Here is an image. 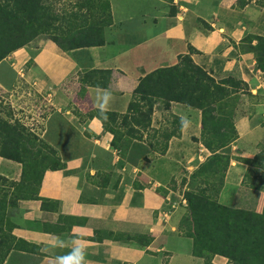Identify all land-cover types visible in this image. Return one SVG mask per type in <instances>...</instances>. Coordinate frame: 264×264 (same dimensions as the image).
<instances>
[{"label":"crops","instance_id":"1","mask_svg":"<svg viewBox=\"0 0 264 264\" xmlns=\"http://www.w3.org/2000/svg\"><path fill=\"white\" fill-rule=\"evenodd\" d=\"M109 3L112 25L104 31L103 45L64 51L51 42L32 66L35 72L40 69L46 86L61 84L70 76L83 79L92 70L116 74L106 89L84 85L77 104L80 112L101 110L103 90H108L111 101L104 111L124 113L141 78L175 65L185 54L216 80L238 76L254 100L264 94V72L257 62L254 39L264 38V10H237L234 0ZM54 97L56 109L46 117L43 139L58 153L61 166L43 173L37 200L20 201L22 220L11 233L26 248H12L2 264H55L56 256L71 251L76 237L89 242L87 264H205L192 254L193 241L179 228L187 210L182 200L188 178L200 160L210 155L201 142V111L170 104V113L188 123H181L169 137L168 150L190 144L199 147L196 153H185L190 162L183 165L182 174L170 175L173 180L180 178L170 186L161 171L149 170L152 161L146 156L125 159L118 142L112 146L113 135L96 117L80 121L66 93L57 92ZM245 98L240 91L226 99L225 115L232 118L237 134L231 143L232 155L236 147L246 145L244 140L251 147L264 140V103L236 109ZM193 156L198 159L191 161ZM16 170L17 163L0 157L1 176L11 177ZM244 171L243 164L230 163L217 197L222 206L246 210ZM182 177L186 180L180 184ZM263 206L261 192L254 212L261 213ZM211 264H229V260L215 255Z\"/></svg>","mask_w":264,"mask_h":264},{"label":"trees","instance_id":"2","mask_svg":"<svg viewBox=\"0 0 264 264\" xmlns=\"http://www.w3.org/2000/svg\"><path fill=\"white\" fill-rule=\"evenodd\" d=\"M110 25L112 14L109 0H0V61L39 36H47L64 51L101 46L104 43V31ZM260 41H264V38L258 39L256 45L258 64L262 61ZM261 71L264 72L262 69ZM112 73L110 70H92L84 77L87 78L88 74ZM100 80L94 81L92 77H88L86 84L106 89L108 84ZM236 87L237 83L233 79L216 80L196 65L190 54H185L179 56L175 65L154 70L139 80L125 115L108 111L102 114L101 110H94L90 117L100 120L104 129L113 135L112 146L117 147V142L122 137L136 139V128L149 126L147 123L153 109L151 99H164L168 104L181 103L201 111L203 145L211 156H217L218 150L236 139L235 128H232L230 135H222L225 138L224 144L215 141L212 136L211 141H206L205 136L211 129L213 120L230 122L228 118H216L214 113L223 108L225 100L236 91ZM144 102L149 103L145 112L142 110L143 105L146 106ZM117 117L122 118L120 124L124 128L127 126L126 131H116L109 126L116 124ZM129 117L130 121L127 120ZM2 126L4 132L9 128L11 133L0 149V157L24 165L25 158L31 153L23 143L24 127L17 121L11 125L5 121ZM138 136L140 139L141 135ZM213 142L218 144L214 146ZM40 143L43 146H38L28 163L35 168L29 172H35L36 175L39 171L42 178L46 170L59 167L42 166L45 161L43 148L53 154L56 151L44 142ZM38 167L41 168L36 169ZM226 169H222L218 194L224 185ZM203 173L205 171L201 166L194 171L191 179L194 180ZM1 177L3 176L0 175ZM203 179L205 183L211 182L208 176ZM184 197L188 203L187 213L182 217L179 228L183 235L192 239L194 256L203 258L205 264H211L215 255L230 261L239 259L244 264H264V206L261 213L232 209L220 205L217 200L209 199L203 192L193 190L186 191ZM16 198L25 199L20 196ZM11 249L7 248L3 254L0 252V264Z\"/></svg>","mask_w":264,"mask_h":264},{"label":"rangeland","instance_id":"3","mask_svg":"<svg viewBox=\"0 0 264 264\" xmlns=\"http://www.w3.org/2000/svg\"><path fill=\"white\" fill-rule=\"evenodd\" d=\"M246 7H249L251 10L259 11L260 13L261 10H264V0H234V8H236L237 10H243ZM260 38L261 37H255L254 39L258 42V39ZM246 39L249 40V37ZM51 42L52 41L49 40L47 36H39L29 44L9 54L6 58L0 61L3 64L2 67H0V149L3 147L4 141L7 140L8 134L11 133V130L9 128L5 132L3 131V122L6 121L11 125L15 121H17L25 129V137L23 138V143H25L24 145L26 146V148H28L29 152H31L30 155H27V158H25L26 163L24 165L17 163V170L11 177L3 176L0 178L1 254H3V252L9 247L22 249L26 248V246H24L23 244L16 242L15 238L12 237L13 235L11 232L13 227L16 226V223L22 220L23 212L19 206L20 201L38 199V189L40 185L41 174H39V171L36 173V175L34 174L35 172L30 173L29 171H34L35 168H33L32 166L30 167V164L28 162L30 161L29 158H31L39 148L38 146H43L41 145L40 141L46 144L43 139L42 130H44L46 117L53 109H56V103L54 104V102L52 101V99L54 100L55 98V93L64 92L69 96L70 104L73 106V109L71 110L72 113L76 114L77 112L79 120L82 121L83 119L90 117V115L93 113V111L80 112L79 109H77V104L80 103V96L82 95L81 93L84 90V85L86 84L88 77H92L94 81L104 78V80L101 79L100 81L105 82L108 85H110L109 83H112V81L117 77L116 74H88L89 76H87V78L83 77V79H80L77 74L78 77L70 76L61 84H50L48 82L50 85L46 86L47 83L44 81L42 76H40V69L37 68V72H35L32 69V66L35 63L36 56L40 52V50L46 44H49ZM260 44L262 45L260 48L262 61L259 64V67L260 69L264 70V41H260ZM6 68L9 70V72L8 70H6ZM219 77H224L225 79H233L237 83L236 91L234 93L242 91L248 96V99L246 100L245 98L244 102H237V105L235 106L236 109L239 108L242 104L243 106H248L250 105V103H264V94L259 95L256 100H254L255 98H252L251 95L248 94V92L246 91L247 86L239 79L238 76L233 75L228 77ZM131 101L132 95L129 103ZM151 101L153 102V109L150 114V121L147 123L149 126L146 128H136V130L138 131V133L136 134V139L126 136L122 137L121 141L118 142V148L120 150V154L129 161L135 160V156H146L145 160L152 161L150 163L149 170L153 173L154 171H161V173L167 176L166 181L170 179L168 184L170 186H173L174 183L176 184V181H178L180 178L175 179L174 177L173 180V177L170 178V175L173 174L174 176L177 174H182V170H184L183 165L186 167L190 162L187 160L186 157H188V155L186 156L185 153L187 151H193L194 153H196L199 147L197 145L193 146V144H190L189 146L175 147L174 149L176 150L174 152L169 151L168 139L171 135L176 134L178 128H180L182 121L180 118L170 113L171 103H166L164 99H151ZM145 105L146 106L143 105L142 108L144 112L148 110L149 103H145ZM225 107L226 100L223 108L215 112L214 115L216 116V118H228L230 122L227 123L225 121L219 122L218 120H213L211 122L212 127L205 136L206 141H211L212 137H214L215 141L224 144L225 138L222 135L225 133L228 135L231 134L232 128L234 127V122L231 117H227L225 115ZM126 113L127 110L124 113L118 115H125ZM130 118L131 117H129L127 120L130 121ZM121 121L122 118L117 117L116 124H109V126L114 128V130L116 131H126L125 128H127V126L124 128L120 124ZM139 134L141 135L140 139L138 138ZM34 137L37 139H34ZM136 141L139 143H136ZM140 141H143L142 143L144 144H142ZM201 142L203 144L202 138ZM231 143H229L225 148L218 150L217 156H211V153L204 147L208 151V153H210V155L205 160H202L203 158H199L201 159V163L196 166V168L191 172L188 178V189H186V191L193 190L194 192H203L204 196L208 197L209 199L217 200V197L219 195L217 192L218 185L223 173L222 169H228L230 163L239 162L243 164L245 168V171L243 172L244 191L242 194H244V196L246 197V199L243 201L244 206L246 205V210H240L254 212L256 201L258 200L260 193H264V140L257 146L253 147L248 145V140H244L243 143L246 145L238 146L235 148L234 153L236 155H232ZM212 144L215 146L218 143L213 142ZM146 146L149 147L151 151H149ZM165 146L166 148H164ZM43 152L45 161L42 166L44 168L61 166L57 152L56 154L50 153L48 152L47 148H43ZM166 153H168L167 156ZM147 157H150V159H148ZM196 158L197 156H193L191 161ZM201 166L203 167L205 173H203V175L196 176V178L192 180V174ZM40 168L38 167L36 169ZM216 168H218L219 170H215ZM24 169L25 173H23ZM204 176H208L211 182L205 183L203 179ZM182 178L183 179L180 181V184H182L181 182L186 180V177ZM17 196L25 199L18 200L16 198ZM186 205H188L187 201ZM229 264L244 263L237 259L231 261L229 260Z\"/></svg>","mask_w":264,"mask_h":264},{"label":"clouds","instance_id":"4","mask_svg":"<svg viewBox=\"0 0 264 264\" xmlns=\"http://www.w3.org/2000/svg\"><path fill=\"white\" fill-rule=\"evenodd\" d=\"M111 101V93L108 90H103V96L99 107L101 113L104 114V110ZM187 121H182L183 126H187ZM88 241L82 238L76 237L72 240L71 251L63 256H56L54 258L55 264H87L86 253L88 247Z\"/></svg>","mask_w":264,"mask_h":264},{"label":"built area","instance_id":"5","mask_svg":"<svg viewBox=\"0 0 264 264\" xmlns=\"http://www.w3.org/2000/svg\"><path fill=\"white\" fill-rule=\"evenodd\" d=\"M182 202H183L184 204H186V201H185V199H183V200H182Z\"/></svg>","mask_w":264,"mask_h":264}]
</instances>
